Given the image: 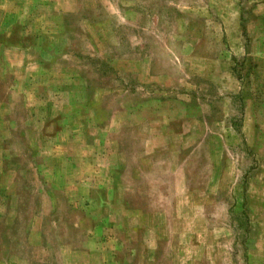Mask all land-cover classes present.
I'll return each instance as SVG.
<instances>
[{
    "label": "rangeland",
    "instance_id": "1",
    "mask_svg": "<svg viewBox=\"0 0 264 264\" xmlns=\"http://www.w3.org/2000/svg\"><path fill=\"white\" fill-rule=\"evenodd\" d=\"M0 264H264V0H0Z\"/></svg>",
    "mask_w": 264,
    "mask_h": 264
}]
</instances>
